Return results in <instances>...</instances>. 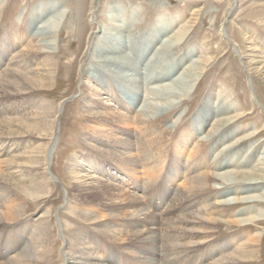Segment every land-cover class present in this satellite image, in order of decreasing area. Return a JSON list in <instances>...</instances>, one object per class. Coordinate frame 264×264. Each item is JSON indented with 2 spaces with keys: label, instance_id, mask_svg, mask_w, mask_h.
Segmentation results:
<instances>
[{
  "label": "bare ground",
  "instance_id": "bare-ground-1",
  "mask_svg": "<svg viewBox=\"0 0 264 264\" xmlns=\"http://www.w3.org/2000/svg\"><path fill=\"white\" fill-rule=\"evenodd\" d=\"M95 3L92 0L89 6L86 4L90 25L94 24ZM51 13L50 7L39 12L36 9L28 22L30 27L17 22L0 26V264H251L256 261L252 260L257 251L253 245L263 238H250L243 230L239 234L218 235L221 225L231 229L264 224V214L253 213V208L228 213L234 206L264 204V147L250 151L242 146L254 132L236 127L229 133L218 132L242 118L240 111L228 107L225 110L212 90L194 118L185 119V116L169 122L165 115L149 114L157 105L153 107L147 102L138 110V105H134L136 98H121L112 85L109 69L98 67L108 66L111 58L107 55H111L116 59L111 67L118 62L116 67L142 75L144 62L140 68L139 62L150 56L153 64L160 41L162 47L182 44L188 32L185 25L175 31L162 28L159 36L156 27L140 34L128 22L113 20L115 24L108 29L113 39L106 40L107 43L100 36L101 46L105 51L109 49L107 54L104 52L108 59L95 62L102 80H86L90 87L94 82L97 86L88 95H81L83 116L93 126L88 128V133L85 131L78 148L92 157L82 158L87 165L75 161V156L68 158L65 174L72 184L68 194L74 204L65 205L66 216L58 215L61 243L52 238L55 231L53 224L50 225L53 213L50 208L40 211L36 220L27 219L29 202L45 201L42 199L51 188L49 159L56 136L55 131L51 132L47 114L50 105L31 97L33 90L43 88L52 79L51 64L42 57L46 48L55 45L63 13L56 18ZM45 29L49 38H45ZM83 31L80 27L69 35L76 39ZM93 37L99 38L96 34ZM121 39L127 42L122 43ZM77 42L80 44L81 40ZM87 52L88 48L85 55ZM187 54L174 66L184 67L185 71L176 79L182 87L162 85L171 72L158 76L148 71L145 75L153 87H140V93L151 94L160 89L178 101L192 94L200 85L209 59ZM245 56L246 52L242 53L243 59ZM242 64L250 72L249 62ZM170 69L174 70L171 66ZM101 95L115 101L119 108L109 113L98 109L95 100ZM215 101L219 102L216 112L212 109ZM178 106L179 102H171L166 113ZM204 107L211 113L203 112ZM202 116H207L206 120L193 129L192 123L197 124ZM49 136L47 145L40 142ZM86 166L94 173L99 171L102 179L89 174ZM124 179L132 191H121L118 185ZM160 197L164 199L163 206L151 210L146 201ZM132 220L138 224L134 225ZM87 225L93 227L86 228ZM57 243L62 245L61 253L58 249L53 252ZM116 244L122 247L114 250L109 247ZM123 251L128 254V261L120 256Z\"/></svg>",
  "mask_w": 264,
  "mask_h": 264
},
{
  "label": "rangeland",
  "instance_id": "rangeland-1",
  "mask_svg": "<svg viewBox=\"0 0 264 264\" xmlns=\"http://www.w3.org/2000/svg\"><path fill=\"white\" fill-rule=\"evenodd\" d=\"M91 1L0 0V26H8L15 22L26 25L32 20V12L36 9L39 12L42 10L45 11L46 8L50 7L52 12L50 16L52 18H56L63 13L61 28L55 35L57 36L54 39L55 45L46 48L44 51L45 54L42 57V60L46 58L51 64L52 79L43 88L31 92V97L35 96L37 100H41L50 105L47 114L51 132L55 131L54 134L56 136L54 152L49 159L51 188L48 196L42 199L45 201L36 204L29 202L27 209L28 220H36L40 215V211L42 213L49 208L51 209L53 213L51 215L50 225L53 224L55 231L52 238L59 243L61 241L58 215L62 217L64 215L66 216L65 205L67 203H73L70 194H68V190L72 184L65 174V168L68 169L69 167L68 158L75 156V161H81L87 165L88 162L82 160V158H86L87 156L91 160L92 157L91 154H87L84 150L78 148L82 144L81 137L85 131L88 133V128L93 126L90 120L84 118V111L81 108L80 101L81 95H88L87 93L90 91L93 92L95 86H97L94 82L91 88L87 81H94L97 78L100 81L102 80L99 77L100 72L96 70L98 67H100V70L104 69L105 71L109 69L112 74V85L118 89L121 98H127L126 100L136 98L137 104L135 103L134 105H138V110L141 105L147 104V102L153 107L157 105L158 107L151 110L149 114L154 117L160 114L165 115L166 120L169 122L179 117V120H181L185 116V119L194 118V113L197 110H202L200 106L206 101V95L212 90H215L214 95L220 98L219 101H222L221 104H223L222 106L225 110L227 107L230 109L235 108L242 115V118L239 120L221 127L218 131L220 135L229 133L233 127L244 129L248 132H254L255 135L244 140L241 143L242 146L245 145V148L249 147L250 151H259L260 148L264 147V0H96L94 24L90 25L88 13L86 14L88 8L86 4L89 6ZM82 2L84 5H81ZM113 20L116 22H128V25L133 26L134 32H139L140 34L149 32L155 27L159 31L158 33L163 31L162 28H166V30L169 28L175 31L182 25L188 28V32L184 36L183 43L176 47H165L167 45L162 47L160 41V45H158L159 52L155 54L156 62L154 61L151 64L149 61L150 56H146L142 62H139V68L144 66L143 70H145L142 75L127 72L119 66L116 67L118 62L111 67L112 63L114 64L116 62V59L111 55H107L108 58H111L109 67L103 64L96 67V61H107L108 59H106V54L109 49L107 48L105 51L104 47L101 46L100 36L107 43L113 39L108 34V29H111L115 24ZM28 27H30V24H28ZM80 27L84 29V33L80 32L81 35L83 34L82 36L79 35L81 38L78 36L76 39L75 37L71 39L73 38V34L69 35V32L72 31L74 33ZM44 33L45 38L50 37V35H47V29H45ZM50 34L51 36L53 35L52 33ZM91 34L93 36L96 34L99 38H94ZM89 38L90 45L88 46ZM78 39L81 40L80 44L77 42ZM114 40L117 41L116 36ZM120 41L122 43L127 42L124 39ZM87 48L88 52L85 55ZM90 52H92V55ZM189 52L190 54L193 53L192 55H201L209 59L204 67L205 70L201 74L200 85L192 94L186 96L180 102L167 95L168 92L164 91L163 93L160 89L151 94L148 92L140 93L139 90L142 87L143 89L153 87V85L148 84V76H146L148 71L154 72L158 76L171 72V77L167 81H164L165 83L163 82L162 85H166L167 87L172 86L174 89L182 87L176 79L185 71L184 67L180 69L177 67V70L174 66L180 58L188 57L187 53ZM244 52H246L247 56L243 59L242 53ZM120 61L123 62L124 60L120 58ZM242 62H249L250 72ZM141 63H143V66H140L142 65ZM187 65L188 63L184 66ZM189 65H191V61ZM170 66L174 70H171ZM95 102L98 109L108 113L112 112V109L116 110V108H119L114 104L115 101H108L106 95H101L100 99L95 100ZM171 102H179L180 106L166 113ZM214 103L212 109H215L213 111L216 112L219 102L215 101ZM203 112H207L208 114V112L211 113V110L205 108ZM55 117L56 120L54 119ZM206 117L202 116L201 121L198 120L196 122L197 124L192 123V127L194 125H201L206 120ZM49 138L50 136L40 142L47 145ZM91 163L94 164L93 162ZM91 163H89L90 168L93 167ZM90 168L86 166V169L90 171L89 174L95 178L102 179L103 175H100L99 171L94 173ZM81 174L83 175L84 173L82 172ZM119 175L121 174L118 173ZM125 179H128L127 175ZM125 179L118 186L121 188V191L127 193L132 191V186L126 184ZM84 180L86 182L89 181L86 178ZM177 185L175 181L173 186L176 187ZM227 186L231 187L233 185L227 184ZM216 187H219V185ZM136 192L141 194L139 191ZM163 200L160 197L158 200L156 198L155 200L152 199L150 202H146L152 210L153 207H162ZM250 208H253V213L264 214V204L255 203L234 206L228 210V213L234 214ZM133 224L137 225L138 223L133 222ZM263 225L252 224L250 228L235 227L231 229H226L225 225H221L218 235L223 237L228 234H239L243 230L247 232L250 238L257 236L263 238L262 241L260 239L258 244L255 243L253 245V248H257L255 249L257 251L252 260L256 261L251 264H264ZM87 226L85 227H93L92 225ZM134 227L137 229L140 228L138 226ZM158 229H161L160 225ZM59 243L53 247V252L57 249L59 253L62 252L63 248ZM111 245L113 246V244ZM112 246L109 247L111 249L113 248V250L122 247L117 244L114 247ZM120 256L126 261L129 260L128 254H124V251L120 253Z\"/></svg>",
  "mask_w": 264,
  "mask_h": 264
}]
</instances>
